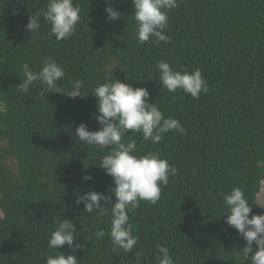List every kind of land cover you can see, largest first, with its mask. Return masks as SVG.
Segmentation results:
<instances>
[{
	"label": "trees",
	"instance_id": "obj_1",
	"mask_svg": "<svg viewBox=\"0 0 264 264\" xmlns=\"http://www.w3.org/2000/svg\"><path fill=\"white\" fill-rule=\"evenodd\" d=\"M46 4L0 0V264L73 254L67 245L48 247L61 219L74 222V243L83 245L78 264H158V246L169 249L174 264H250L239 253L246 242L221 214L225 195L239 187L252 206L249 218L264 215L257 201L264 181V0H177L167 13V44L137 40L131 0H73L81 19L69 39L57 41L43 17L30 36L25 25ZM107 7L120 19L108 21ZM46 58L65 72L60 87L80 80L86 96L53 94L39 81L21 91L23 64L39 72ZM159 61L173 71L199 69L207 92L195 99L163 89ZM112 76L146 88L148 102L185 129L157 144L133 137V154L159 153L177 174L155 203L140 200L127 211L138 238L127 253L113 246L110 211L83 212L75 203L80 194L111 195L114 187L98 167L107 153L75 138L81 123L99 130L93 89ZM101 230L106 234L97 239Z\"/></svg>",
	"mask_w": 264,
	"mask_h": 264
},
{
	"label": "clouds",
	"instance_id": "obj_2",
	"mask_svg": "<svg viewBox=\"0 0 264 264\" xmlns=\"http://www.w3.org/2000/svg\"><path fill=\"white\" fill-rule=\"evenodd\" d=\"M136 23V38L144 43L155 38V43L167 44L171 38L163 34L168 23V11L176 8L177 0H131ZM108 21L119 20L121 14L113 7L105 9ZM80 8L73 4V0H47L45 8L29 17L25 25V32L32 33L40 27V18L51 25L50 33L57 41L69 39L76 30L80 21ZM159 72V83L168 92L183 91L198 99L201 93L207 92V82L201 71L187 70L173 71L167 62L159 61L156 64ZM24 80L18 85L23 92H28L34 82L39 81L47 86L53 94H63L70 99L84 98L82 91L84 84L80 80L71 83L70 89L60 87L57 82L65 77V72L57 62L51 58L43 61L39 72L30 69L27 63L23 64ZM149 92L146 88H133L119 79L106 77V82L93 89L92 96L97 100L96 120L99 130L89 131L86 124L81 123L75 129V138L81 142L96 146L105 151L98 167L110 176L114 187L108 191L111 195H104L95 191L86 192L77 196L75 203H83V212L104 215L111 212L110 236L113 246L130 252L137 244L138 238L132 235V225L129 223L127 211L138 206L140 200L155 203L160 197L161 186H166L169 177L177 174V169L162 159L159 153L148 152L144 155H135L137 150L136 134L142 136L143 141L153 144L159 143L164 134L175 132L185 134L181 123L172 118H165L156 103H150ZM131 135L126 136V133ZM127 140V142H125ZM106 151V149H109ZM90 181L91 176H85ZM264 183V181H262ZM113 197L115 198L113 201ZM103 202L104 206H101ZM111 205V208H108ZM224 209L221 217L225 224L234 230L246 246L239 253L250 260V264H264V215H252V206L239 187L231 190L224 197ZM74 222L61 219L57 222L55 231L51 233L48 247L60 249L67 245L73 254L65 255L61 252L55 256H48L45 264H78L75 253L83 245L74 243L76 238ZM106 233L98 231L94 235L97 239ZM253 244L256 250L253 249ZM158 264H174L169 255V249L158 246ZM251 254V255H250Z\"/></svg>",
	"mask_w": 264,
	"mask_h": 264
},
{
	"label": "rangeland",
	"instance_id": "obj_3",
	"mask_svg": "<svg viewBox=\"0 0 264 264\" xmlns=\"http://www.w3.org/2000/svg\"><path fill=\"white\" fill-rule=\"evenodd\" d=\"M257 201L261 206L264 204V183H262L260 192L257 195Z\"/></svg>",
	"mask_w": 264,
	"mask_h": 264
}]
</instances>
